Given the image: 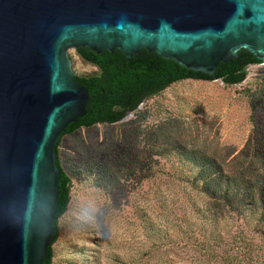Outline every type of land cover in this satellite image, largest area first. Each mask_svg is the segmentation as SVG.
<instances>
[{
  "label": "rangeland",
  "instance_id": "obj_1",
  "mask_svg": "<svg viewBox=\"0 0 264 264\" xmlns=\"http://www.w3.org/2000/svg\"><path fill=\"white\" fill-rule=\"evenodd\" d=\"M69 53L76 74L95 69ZM263 94L255 64L242 83L179 81L126 120L64 136L73 188L55 264H264ZM202 156L227 194L230 180L214 194L196 178Z\"/></svg>",
  "mask_w": 264,
  "mask_h": 264
},
{
  "label": "water",
  "instance_id": "obj_2",
  "mask_svg": "<svg viewBox=\"0 0 264 264\" xmlns=\"http://www.w3.org/2000/svg\"><path fill=\"white\" fill-rule=\"evenodd\" d=\"M82 47L146 49L218 80L242 49L264 64V0H0V264H44L56 147L90 100L69 53Z\"/></svg>",
  "mask_w": 264,
  "mask_h": 264
},
{
  "label": "trees",
  "instance_id": "obj_3",
  "mask_svg": "<svg viewBox=\"0 0 264 264\" xmlns=\"http://www.w3.org/2000/svg\"><path fill=\"white\" fill-rule=\"evenodd\" d=\"M76 53L95 69L76 75L77 80L90 92L87 114L69 125L56 147L57 164L61 168L58 207L53 221L52 242L44 264H55L54 244L60 238L61 218L68 212L72 198L73 181L64 165L61 153L64 136L95 124L118 122L128 112L137 110L144 101L154 98L176 82L187 79L214 80L209 74L202 72L197 74L173 59L164 58L146 49L134 57L127 56L121 50L97 52L89 47L79 48ZM255 64H261V60L248 50L242 49L237 58L219 64L216 71L217 79L222 80L226 85L242 83L247 78L249 66ZM197 161L200 169L196 178L208 180L210 192L213 190L212 193L216 194V191L222 188V183H218V186L216 182L219 176L230 180L222 188L223 193L227 194L231 190V179L224 176L222 169L213 163L212 159L202 156Z\"/></svg>",
  "mask_w": 264,
  "mask_h": 264
}]
</instances>
